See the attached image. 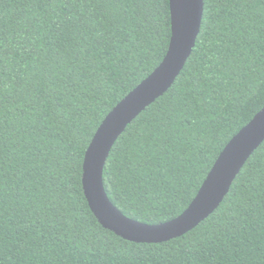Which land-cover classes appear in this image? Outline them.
Here are the masks:
<instances>
[{"label":"trees","instance_id":"1","mask_svg":"<svg viewBox=\"0 0 264 264\" xmlns=\"http://www.w3.org/2000/svg\"><path fill=\"white\" fill-rule=\"evenodd\" d=\"M170 37L169 0H0V264H264V140L220 204L165 241L115 234L84 195L94 133ZM263 106L264 0H204L184 67L109 152V199L140 222L177 217ZM129 157L139 181L107 173Z\"/></svg>","mask_w":264,"mask_h":264},{"label":"water","instance_id":"2","mask_svg":"<svg viewBox=\"0 0 264 264\" xmlns=\"http://www.w3.org/2000/svg\"><path fill=\"white\" fill-rule=\"evenodd\" d=\"M171 37L160 64L105 116L83 159L82 187L100 224L136 242H161L181 235L207 217L222 201L246 160L264 140V106L224 146L197 194L177 217L148 224L124 215L109 199L103 166L126 126L174 82L185 65L200 31L204 0H169Z\"/></svg>","mask_w":264,"mask_h":264},{"label":"snow or ice","instance_id":"3","mask_svg":"<svg viewBox=\"0 0 264 264\" xmlns=\"http://www.w3.org/2000/svg\"><path fill=\"white\" fill-rule=\"evenodd\" d=\"M129 162H131L129 166ZM105 167V163L103 169ZM107 173L110 176H122L125 180L130 181H139L140 177L136 174L133 168L131 157H129L126 161L117 162L114 160L111 165L106 169Z\"/></svg>","mask_w":264,"mask_h":264}]
</instances>
